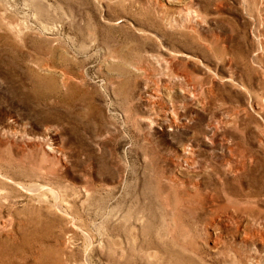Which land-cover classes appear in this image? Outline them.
Listing matches in <instances>:
<instances>
[{"label": "rangeland", "instance_id": "374dc122", "mask_svg": "<svg viewBox=\"0 0 264 264\" xmlns=\"http://www.w3.org/2000/svg\"><path fill=\"white\" fill-rule=\"evenodd\" d=\"M0 264H264V0H0Z\"/></svg>", "mask_w": 264, "mask_h": 264}]
</instances>
